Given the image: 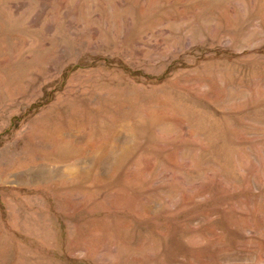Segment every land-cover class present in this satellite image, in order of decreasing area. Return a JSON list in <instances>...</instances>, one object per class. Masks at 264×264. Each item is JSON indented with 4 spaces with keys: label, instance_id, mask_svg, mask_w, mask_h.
<instances>
[{
    "label": "rangeland",
    "instance_id": "rangeland-1",
    "mask_svg": "<svg viewBox=\"0 0 264 264\" xmlns=\"http://www.w3.org/2000/svg\"><path fill=\"white\" fill-rule=\"evenodd\" d=\"M0 264H264V0H0Z\"/></svg>",
    "mask_w": 264,
    "mask_h": 264
}]
</instances>
